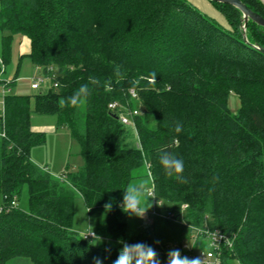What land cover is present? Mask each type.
I'll return each instance as SVG.
<instances>
[{
	"label": "trees",
	"instance_id": "trees-1",
	"mask_svg": "<svg viewBox=\"0 0 264 264\" xmlns=\"http://www.w3.org/2000/svg\"><path fill=\"white\" fill-rule=\"evenodd\" d=\"M206 1L227 27L189 0H0V61H9L18 34L28 42L25 55L51 83L45 92L3 97L0 264L21 256L33 264H94L97 257L112 264L118 238L151 245L159 264H167L171 250L193 260L180 243L169 246L156 233V218L142 231L128 230L121 197L146 163L153 198L185 222L190 236L218 229L231 242L223 247V264H264V54L244 42L238 9ZM242 1L264 17L260 0ZM246 32L264 46L262 27L249 21ZM89 76L98 83L86 101L69 105ZM231 92L240 102L235 113ZM136 102L156 118L154 125L139 114L133 125L121 121ZM33 113L56 116L57 126L78 141L83 165L77 171L55 176L32 160L31 148L46 140L32 129ZM162 151L183 159L181 180L165 176ZM24 186L28 210L17 204ZM77 194L88 211L105 210L115 199L101 226L113 245L101 247L92 241L94 231L86 238L73 229ZM176 220L162 219L179 226Z\"/></svg>",
	"mask_w": 264,
	"mask_h": 264
},
{
	"label": "rangeland",
	"instance_id": "rangeland-1",
	"mask_svg": "<svg viewBox=\"0 0 264 264\" xmlns=\"http://www.w3.org/2000/svg\"><path fill=\"white\" fill-rule=\"evenodd\" d=\"M190 2L194 3L192 0ZM200 1V0H199ZM195 1L196 3L199 2ZM212 5V4H211ZM198 6V5H197ZM212 14H214L216 20L224 25L228 26L227 20L217 9L216 6H210ZM211 16V15H210ZM28 43L22 36L15 34L11 42V56L7 63L0 61V115L3 113V97L7 94H23L32 95L35 92H45L51 86L50 79L46 78L42 73L38 72L32 61L25 55L24 49ZM35 77H41L42 81L38 89H33L31 83ZM240 102L236 93L231 92L228 98V106L232 112H237ZM134 109L137 110V114L140 116L146 113L147 108L141 102H136ZM133 109V110H134ZM149 112V111H148ZM136 114V115H137ZM135 115V116H136ZM135 116L133 121L135 123ZM147 117L149 125L156 123V118L152 114L144 115ZM32 129L42 131L46 135V140L43 144H37L31 148V158L39 166H46L50 172L59 176L68 171H77L83 165V157L80 153V145L76 139H74L67 127L57 126V118L54 115H44L33 113L31 116ZM150 163H146L140 169L135 172L140 173V177L133 180L132 185L144 184L146 189V196L140 197L141 207H149L145 212L143 218L129 217L127 216L128 230L133 233L144 230L151 226L156 218L157 234L165 240L169 241V246L179 247V243L182 245L185 251H192L194 255H198L202 250L210 249L211 243L207 237H204V244L200 246L197 244L192 236H188V232L179 223V226H172L173 224L162 221L166 219V205L165 202H160L154 199L150 194L152 183L150 177L153 175ZM134 172V173H135ZM149 203H147V198ZM2 203V196L0 193V206ZM18 206L23 210L29 208V198L27 187L24 186L20 198L17 202ZM157 212L155 215L154 212ZM105 219V210L103 208H94L88 211L83 198L77 194L74 199V215H73V229L77 232L84 233L94 231L96 237L92 238L94 243H98L101 247H108L114 244L112 240L107 238L101 230L102 222ZM185 223V222H184ZM180 233V234H179ZM100 239V243H99ZM180 239V240H179ZM164 242L161 240L160 244ZM11 264H33L28 257H16L11 261ZM230 264H239L237 260L231 261Z\"/></svg>",
	"mask_w": 264,
	"mask_h": 264
},
{
	"label": "clouds",
	"instance_id": "clouds-1",
	"mask_svg": "<svg viewBox=\"0 0 264 264\" xmlns=\"http://www.w3.org/2000/svg\"><path fill=\"white\" fill-rule=\"evenodd\" d=\"M98 81L95 76L88 77V83L81 84L69 97L68 104L71 106H78L86 101L90 95L91 88L97 85ZM105 93L111 92V82L105 81L102 85ZM175 133L182 131V125L177 122L172 129ZM159 164L164 170L166 177L181 180L184 171V161L182 158L162 151L159 156ZM146 196V189L144 184L129 185L124 189L119 205L122 213L129 217L143 218L145 212L149 207L140 205V197ZM147 198V203H149ZM116 203L114 198H110L105 203V212L111 211L113 204ZM100 243V239H99ZM118 244L122 246L117 249L116 258L112 264H159L157 254L151 245L143 242H136L134 244L125 243L123 239L117 240ZM98 244V243H97ZM94 264H103V260L99 257L94 258ZM167 264H201L199 259L188 260L181 256L179 250H171L168 253Z\"/></svg>",
	"mask_w": 264,
	"mask_h": 264
},
{
	"label": "built area",
	"instance_id": "built-area-1",
	"mask_svg": "<svg viewBox=\"0 0 264 264\" xmlns=\"http://www.w3.org/2000/svg\"><path fill=\"white\" fill-rule=\"evenodd\" d=\"M263 4H264V0H260ZM46 78H50L49 76L43 74ZM42 81L41 77H35L31 83V87L33 89H38L39 85ZM110 107L114 108L116 107V103H111ZM137 114V110H129L128 112H121L119 118L121 119V121L124 124H134L133 121V117ZM149 194L152 197H155V189L154 186L152 185V188L149 192ZM16 201H12L11 205H15ZM184 208H186V205H182V209L184 210ZM1 211V208H0ZM154 214L156 215L157 212L155 211ZM165 217L167 219H173L176 220L174 217V213H166ZM178 222H182L183 224L184 221L183 220H176ZM203 234L204 237H207L209 239V242L211 243V248L210 249H206V250H202L201 253H199L198 255H193L192 251L191 252V256L193 257V259H199L201 261V263H205V264H223V256H222V251H223V247L228 245L231 246V242L229 237H227L224 233L220 232L218 229L215 230H209L208 228L205 229H200L197 232V235H194L193 238L194 240L197 239V237L199 235ZM94 233L92 232H86L84 234V237H90L93 236Z\"/></svg>",
	"mask_w": 264,
	"mask_h": 264
},
{
	"label": "water",
	"instance_id": "water-1",
	"mask_svg": "<svg viewBox=\"0 0 264 264\" xmlns=\"http://www.w3.org/2000/svg\"><path fill=\"white\" fill-rule=\"evenodd\" d=\"M209 1L229 4L235 7L236 9H238L242 14L241 32L243 35L244 42L247 43L252 48L264 54V46L255 42H251L246 32L247 24L249 23V21H253L258 26L264 29V17L262 15L249 8V6H247V4L244 3L242 0H209Z\"/></svg>",
	"mask_w": 264,
	"mask_h": 264
},
{
	"label": "crops",
	"instance_id": "crops-1",
	"mask_svg": "<svg viewBox=\"0 0 264 264\" xmlns=\"http://www.w3.org/2000/svg\"><path fill=\"white\" fill-rule=\"evenodd\" d=\"M194 3H195V1L196 0H192ZM199 1V0H198ZM202 10H205L206 12H208V11H210V10H212L211 9V5L208 3V1H206V0H200L199 2H197L196 3ZM28 43V42H27ZM28 50H29V47H28V45H27V47L24 49V52L23 53H25V54H27L28 53ZM180 234V233H179ZM188 236H190L189 235V233H188ZM180 240V239H179ZM199 241V243L198 244H200V246H203V244H204V240H203V238L202 239H199L198 240Z\"/></svg>",
	"mask_w": 264,
	"mask_h": 264
}]
</instances>
